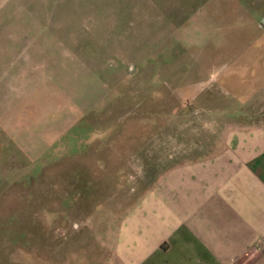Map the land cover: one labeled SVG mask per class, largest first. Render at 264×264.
Returning a JSON list of instances; mask_svg holds the SVG:
<instances>
[{"label":"rangeland","instance_id":"374dc122","mask_svg":"<svg viewBox=\"0 0 264 264\" xmlns=\"http://www.w3.org/2000/svg\"><path fill=\"white\" fill-rule=\"evenodd\" d=\"M224 125L264 128V0H0V264H111Z\"/></svg>","mask_w":264,"mask_h":264},{"label":"crops","instance_id":"0c3cea01","mask_svg":"<svg viewBox=\"0 0 264 264\" xmlns=\"http://www.w3.org/2000/svg\"><path fill=\"white\" fill-rule=\"evenodd\" d=\"M182 148L104 242L111 264H264V128Z\"/></svg>","mask_w":264,"mask_h":264}]
</instances>
